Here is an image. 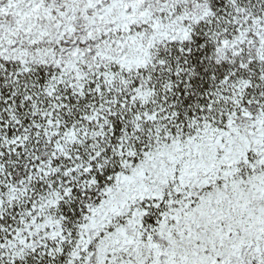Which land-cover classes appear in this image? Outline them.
<instances>
[{
    "label": "snow or ice",
    "instance_id": "6c2138e0",
    "mask_svg": "<svg viewBox=\"0 0 264 264\" xmlns=\"http://www.w3.org/2000/svg\"><path fill=\"white\" fill-rule=\"evenodd\" d=\"M0 264H264V0H0Z\"/></svg>",
    "mask_w": 264,
    "mask_h": 264
}]
</instances>
